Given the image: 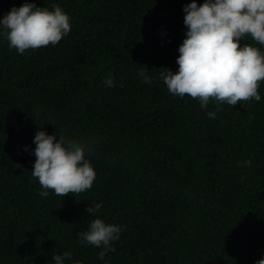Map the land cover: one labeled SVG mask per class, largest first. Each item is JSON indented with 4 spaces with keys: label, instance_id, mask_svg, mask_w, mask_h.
<instances>
[{
    "label": "trees",
    "instance_id": "trees-1",
    "mask_svg": "<svg viewBox=\"0 0 264 264\" xmlns=\"http://www.w3.org/2000/svg\"><path fill=\"white\" fill-rule=\"evenodd\" d=\"M24 2L0 0V18ZM29 2L59 5L71 31L23 55L0 36V264H53L65 251L73 257L66 264H104L102 248L77 237L97 218L85 209L101 201L97 216L122 228L108 264L259 260L264 81L260 101L233 107L213 101L202 109L197 99L168 91L159 73L178 68L182 7L191 0ZM243 44L264 47L250 36ZM141 68L151 84L138 76ZM109 73L113 87L104 84ZM37 131L87 145L91 189L39 195L44 189L31 172Z\"/></svg>",
    "mask_w": 264,
    "mask_h": 264
},
{
    "label": "clouds",
    "instance_id": "clouds-1",
    "mask_svg": "<svg viewBox=\"0 0 264 264\" xmlns=\"http://www.w3.org/2000/svg\"><path fill=\"white\" fill-rule=\"evenodd\" d=\"M182 11L185 38L178 47V68L175 72L162 68L159 73L168 91L181 98L187 95L197 99L202 109L213 101L232 107L238 101H260L258 88L259 82L264 81V47L241 46V41L250 36L264 46V0H203L199 5L191 0ZM70 31L69 15L55 4L49 10L25 0L0 18V36L8 41L10 49L15 48L21 55L28 49L55 46ZM138 76L146 84H151L153 79L146 68H141ZM104 84L115 86L111 73ZM207 115L216 119V112L209 111ZM33 143L32 154L36 159L31 172L44 189L39 193L41 197H48L49 189L63 197L92 188L96 173L85 158V143L66 140L62 135L57 140L55 135L44 131L35 133ZM28 150L25 146L24 151ZM242 166H251V160L243 161ZM102 207L101 201L85 209L97 218L91 220L87 230L78 232L77 237L81 242L102 248L98 257L108 264L104 258L115 251L112 243L119 239L122 228L97 216ZM72 259L70 251L52 257L53 264H66ZM254 264H264V255Z\"/></svg>",
    "mask_w": 264,
    "mask_h": 264
}]
</instances>
